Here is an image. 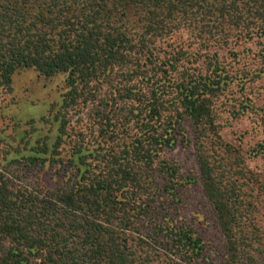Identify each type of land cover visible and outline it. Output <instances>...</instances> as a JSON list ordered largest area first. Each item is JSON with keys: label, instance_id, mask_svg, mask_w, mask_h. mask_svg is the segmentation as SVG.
I'll list each match as a JSON object with an SVG mask.
<instances>
[{"label": "trees", "instance_id": "1", "mask_svg": "<svg viewBox=\"0 0 264 264\" xmlns=\"http://www.w3.org/2000/svg\"><path fill=\"white\" fill-rule=\"evenodd\" d=\"M185 26L225 43L263 37L264 0H0V90L22 68L63 74L66 85L50 114L30 118L7 140L0 264H264V221L253 215L259 201L264 209V171L249 164L264 155V139L245 151L227 141L215 108L233 77L217 54L179 76L177 62L195 53L151 60L154 41ZM114 70L126 80L119 81L123 109L110 115L117 99L106 100L95 143L71 140L65 113ZM247 107L241 100L236 113ZM184 116L194 128L198 172L185 182H199L215 215L224 250L218 263L171 213L182 183L178 168L159 157L178 136L188 142ZM53 166L62 179L54 190L19 182L22 171Z\"/></svg>", "mask_w": 264, "mask_h": 264}, {"label": "rangeland", "instance_id": "2", "mask_svg": "<svg viewBox=\"0 0 264 264\" xmlns=\"http://www.w3.org/2000/svg\"><path fill=\"white\" fill-rule=\"evenodd\" d=\"M203 39L192 29L181 27L154 41L155 57L153 56L151 60L161 64V60L169 54L177 55L176 53L182 50L195 53L197 55L195 58L181 57L177 62L178 74L174 72V75L179 76V72L184 69L196 67L202 69L206 64V56L217 54L220 62L233 77V81L218 96L215 108L225 139L245 151L264 139V36H253L251 39L231 36L226 43L223 39ZM144 64L150 66L148 60L144 61ZM122 74V70H114L103 82L92 83V87L83 92L78 104L68 109L65 118L68 137L71 140H83L85 144H94L95 136L99 133V113L111 105L109 114L119 115L118 112L124 106L120 96L124 92L120 86L126 82ZM243 74L245 78L242 79L244 81L240 86L237 79ZM121 79L124 82H119ZM65 86L63 74L45 77L32 68H22L14 73L10 88L0 90V162L7 150L11 149L7 140L11 141L15 129L23 125L27 127L25 122L30 118L39 120L42 116L50 114V106L60 100V96L65 92ZM114 97L117 102L108 106L103 103ZM241 100L248 105L243 114L236 113ZM115 119L116 117H113L112 121ZM182 124L188 142H182L181 136H178L175 146L164 149L159 157L178 168L179 182L182 183L177 187L178 200L173 205L175 210L171 213L177 222L187 224L197 231L203 239L205 253L218 263L223 257L224 250L215 215L202 193L199 182H185L188 177L198 178V172L194 128L186 116ZM249 164L257 171L263 172L264 155L259 154L256 158H251ZM21 174L23 180L19 182L41 185L50 191L56 189L62 180L55 166L35 168L29 172L22 171ZM156 178L162 184L165 175L156 173ZM165 203L169 208L168 202ZM158 205L159 209H155L154 213L161 215L165 209L162 203ZM263 210L259 201L253 212L254 218L260 219L259 223L264 221Z\"/></svg>", "mask_w": 264, "mask_h": 264}]
</instances>
